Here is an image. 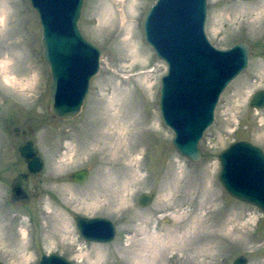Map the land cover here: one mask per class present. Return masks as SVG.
Instances as JSON below:
<instances>
[{"label": "rangeland", "instance_id": "rangeland-1", "mask_svg": "<svg viewBox=\"0 0 264 264\" xmlns=\"http://www.w3.org/2000/svg\"><path fill=\"white\" fill-rule=\"evenodd\" d=\"M155 1H83L79 30L100 47V69L81 111L60 120L48 114L39 19L27 0H0V263L39 264L56 253L72 264H231L239 255L264 264V213L217 180V155L230 143L264 151V107L248 106L264 88V0H206L211 46L243 41L250 52L218 96L197 162L175 152L158 110L166 64L142 31ZM27 140L43 164L27 175L29 202L11 205L10 181L27 172L16 149ZM82 168L86 180L74 183ZM141 192L153 195L148 206L137 205ZM76 215L108 218L113 239L83 240Z\"/></svg>", "mask_w": 264, "mask_h": 264}, {"label": "water", "instance_id": "water-1", "mask_svg": "<svg viewBox=\"0 0 264 264\" xmlns=\"http://www.w3.org/2000/svg\"><path fill=\"white\" fill-rule=\"evenodd\" d=\"M38 17L40 51L49 70L48 114L69 120L81 111L88 84L100 69L101 49L80 32L78 19L84 0H27ZM206 0H156L144 18V39L156 57L166 63V74L160 77L159 113L173 133L175 152L197 162L202 153L198 145L204 130L213 122L215 104L224 87L243 71L249 61L248 45L241 41L219 49L211 46L204 35ZM264 56V52H263ZM198 103V105H197ZM250 108L264 107V88L254 91ZM26 163L27 172L13 176L8 186V202L25 205L28 173L41 171L43 160L32 140L16 149ZM220 162L218 182L230 197L252 204L264 213V152L245 140L227 145L217 155ZM88 170L70 174L74 183L86 180ZM153 199L141 192L137 205L145 207ZM79 236L88 242L106 243L116 232L112 221L104 217H74ZM39 264H72L56 253L43 254ZM239 255L232 264H246ZM2 264V263H0Z\"/></svg>", "mask_w": 264, "mask_h": 264}, {"label": "flooded vegetation", "instance_id": "flooded-vegetation-1", "mask_svg": "<svg viewBox=\"0 0 264 264\" xmlns=\"http://www.w3.org/2000/svg\"><path fill=\"white\" fill-rule=\"evenodd\" d=\"M27 129H28V130H31L29 127H28ZM12 130H14L15 132H18V131H19L18 128H16V127H12ZM22 132H23V133H26L27 130H22ZM12 179H13V178H12ZM12 179H11V180H12ZM27 181H28V180H27ZM10 184H11V183H10ZM10 184H9V185H10ZM31 195H32V194H31Z\"/></svg>", "mask_w": 264, "mask_h": 264}, {"label": "bare ground", "instance_id": "bare-ground-1", "mask_svg": "<svg viewBox=\"0 0 264 264\" xmlns=\"http://www.w3.org/2000/svg\"><path fill=\"white\" fill-rule=\"evenodd\" d=\"M115 30V29H114ZM197 105H198V103H197Z\"/></svg>", "mask_w": 264, "mask_h": 264}]
</instances>
